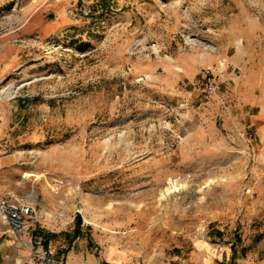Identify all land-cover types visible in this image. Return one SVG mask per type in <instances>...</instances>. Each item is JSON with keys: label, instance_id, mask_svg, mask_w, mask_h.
<instances>
[{"label": "rangeland", "instance_id": "rangeland-1", "mask_svg": "<svg viewBox=\"0 0 264 264\" xmlns=\"http://www.w3.org/2000/svg\"><path fill=\"white\" fill-rule=\"evenodd\" d=\"M7 196L93 264H264V0H0Z\"/></svg>", "mask_w": 264, "mask_h": 264}, {"label": "crops", "instance_id": "crops-1", "mask_svg": "<svg viewBox=\"0 0 264 264\" xmlns=\"http://www.w3.org/2000/svg\"><path fill=\"white\" fill-rule=\"evenodd\" d=\"M47 239L40 237L39 233H32L27 228L17 237L10 234L7 228L0 223V264H36L30 261L33 251H41L52 248L57 250L58 258L71 264H93L90 259L85 260L73 249L60 253L53 244H44ZM227 248L216 245L207 240H199L194 246L192 258L186 264H219L227 263Z\"/></svg>", "mask_w": 264, "mask_h": 264}, {"label": "built area", "instance_id": "built-area-1", "mask_svg": "<svg viewBox=\"0 0 264 264\" xmlns=\"http://www.w3.org/2000/svg\"><path fill=\"white\" fill-rule=\"evenodd\" d=\"M222 90V85L214 80L211 71L205 75L204 92L207 97ZM36 215V209L22 199L7 196L0 199V223L8 232L19 237L29 225V221ZM63 249V246H61ZM30 261L36 264H71L57 256V250L52 248L33 251Z\"/></svg>", "mask_w": 264, "mask_h": 264}, {"label": "bare ground", "instance_id": "bare-ground-1", "mask_svg": "<svg viewBox=\"0 0 264 264\" xmlns=\"http://www.w3.org/2000/svg\"><path fill=\"white\" fill-rule=\"evenodd\" d=\"M173 188H176V186L174 185V186H172V187H169L167 190L168 191H170V190H172ZM120 252V251H119ZM116 260V259H115ZM119 263V262H118ZM123 264V263H122Z\"/></svg>", "mask_w": 264, "mask_h": 264}, {"label": "trees", "instance_id": "trees-1", "mask_svg": "<svg viewBox=\"0 0 264 264\" xmlns=\"http://www.w3.org/2000/svg\"><path fill=\"white\" fill-rule=\"evenodd\" d=\"M79 222H81V219H79ZM47 244V243H46Z\"/></svg>", "mask_w": 264, "mask_h": 264}]
</instances>
